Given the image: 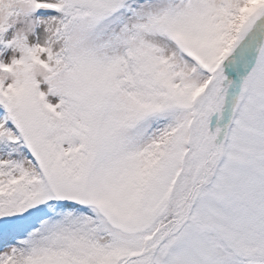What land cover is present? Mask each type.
I'll use <instances>...</instances> for the list:
<instances>
[{
  "label": "snow or ice",
  "instance_id": "1",
  "mask_svg": "<svg viewBox=\"0 0 264 264\" xmlns=\"http://www.w3.org/2000/svg\"><path fill=\"white\" fill-rule=\"evenodd\" d=\"M0 264H264V0H0Z\"/></svg>",
  "mask_w": 264,
  "mask_h": 264
}]
</instances>
